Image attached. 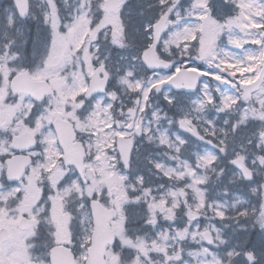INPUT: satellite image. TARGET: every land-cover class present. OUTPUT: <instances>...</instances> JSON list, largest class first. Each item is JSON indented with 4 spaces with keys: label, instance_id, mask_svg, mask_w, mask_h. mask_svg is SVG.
<instances>
[{
    "label": "snow or ice",
    "instance_id": "1",
    "mask_svg": "<svg viewBox=\"0 0 264 264\" xmlns=\"http://www.w3.org/2000/svg\"><path fill=\"white\" fill-rule=\"evenodd\" d=\"M0 264H264V0H0Z\"/></svg>",
    "mask_w": 264,
    "mask_h": 264
}]
</instances>
